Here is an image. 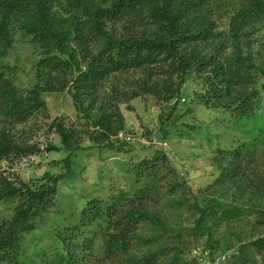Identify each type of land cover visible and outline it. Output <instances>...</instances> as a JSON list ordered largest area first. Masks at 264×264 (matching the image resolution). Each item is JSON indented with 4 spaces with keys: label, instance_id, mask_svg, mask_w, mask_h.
I'll use <instances>...</instances> for the list:
<instances>
[{
    "label": "trees",
    "instance_id": "16d2710c",
    "mask_svg": "<svg viewBox=\"0 0 264 264\" xmlns=\"http://www.w3.org/2000/svg\"><path fill=\"white\" fill-rule=\"evenodd\" d=\"M14 29L41 57L35 85L27 90L18 88L10 69L0 65L1 161L38 151L19 147L11 133L42 112L48 115L44 93L66 91L80 131H87L93 143L113 149L126 131L121 104L145 97L159 105L176 104L192 76L205 86L199 96L204 106L225 109L234 123L250 121V132L264 133V0H0V58L12 47ZM49 128L61 144L46 151L66 153L61 174H46L33 186L0 172V202L14 204L10 216H0V264H26L20 259L23 236L35 231L54 207L59 186L74 176L76 152L86 149L78 129L56 119ZM246 147L241 143L231 151L217 150L220 173L204 189L206 201L193 206L199 235L210 234V221L241 215L231 200L235 193L249 191L264 201V151L256 158V152L244 153ZM168 154L156 150L134 166L138 181L145 180L134 194L87 201L76 225L53 233L58 245L50 253L39 250L40 264H89L96 241L103 263L153 264L154 254L138 258L133 248L149 243L137 231L147 224L153 193L160 195L154 185L170 160ZM176 177L170 191L190 190L183 175ZM205 247L218 248L212 243ZM236 250L231 264H255L256 258L264 264V235Z\"/></svg>",
    "mask_w": 264,
    "mask_h": 264
},
{
    "label": "rangeland",
    "instance_id": "374dc122",
    "mask_svg": "<svg viewBox=\"0 0 264 264\" xmlns=\"http://www.w3.org/2000/svg\"><path fill=\"white\" fill-rule=\"evenodd\" d=\"M12 35V47L0 58V65L10 69L18 88L27 90L35 85V65L41 56L20 30L14 29ZM204 89L192 76L187 79L176 104L172 101L159 105L150 97L136 98L129 106L121 104L126 131L119 134L120 141L114 142L113 149L93 143L85 136L87 131H80L78 115L66 91L44 93L48 115L42 112L37 119L12 129L11 133L19 147L38 151L0 160V172L13 181L33 186L43 182L46 174H61L64 171L61 160L66 153L46 151L48 146L61 144L59 136L49 128L55 119L82 132V146L86 149L76 152L72 164L74 176L59 186L54 207L37 222L35 231L23 236L21 261L40 264V251L48 252L58 245L54 234L76 225L78 212L87 201L97 198L108 201L120 192L134 194L145 182L144 179L138 181L134 166L150 158L156 150L165 149L178 166V172L171 169L170 160L158 172L160 180L154 186L160 195L153 193L155 199L147 210V224L137 231L140 237L148 238L149 243L141 242L133 248L136 257L154 254L153 264H190L193 252L207 249L208 243L218 247L211 252H221L263 236L264 201L257 200L249 191L226 199L233 200V204L242 209L240 216L226 222L210 221V234L206 237L195 230L194 203L202 205L206 201L203 191L220 173L215 164L217 150L231 151L244 143L247 146L244 153L256 152V158L264 151V133L250 132L253 125L250 121L234 123L225 109L204 106V100L199 97ZM171 106L175 107L171 109ZM176 174L183 175L190 190L182 187L177 192L170 191L171 184L177 180ZM13 207L12 202H0V216H10ZM100 246L96 241L94 254L88 256L89 264H118L103 263ZM255 264L263 263L256 258Z\"/></svg>",
    "mask_w": 264,
    "mask_h": 264
},
{
    "label": "built area",
    "instance_id": "2783aa9c",
    "mask_svg": "<svg viewBox=\"0 0 264 264\" xmlns=\"http://www.w3.org/2000/svg\"><path fill=\"white\" fill-rule=\"evenodd\" d=\"M237 254L236 248L227 251L211 252L210 250L194 251L192 259L194 264H231Z\"/></svg>",
    "mask_w": 264,
    "mask_h": 264
}]
</instances>
